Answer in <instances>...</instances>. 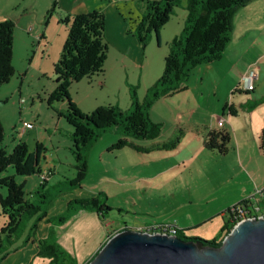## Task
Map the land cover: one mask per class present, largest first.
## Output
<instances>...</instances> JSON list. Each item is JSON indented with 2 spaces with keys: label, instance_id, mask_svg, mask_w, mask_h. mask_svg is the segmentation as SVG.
<instances>
[{
  "label": "rangeland",
  "instance_id": "obj_1",
  "mask_svg": "<svg viewBox=\"0 0 264 264\" xmlns=\"http://www.w3.org/2000/svg\"><path fill=\"white\" fill-rule=\"evenodd\" d=\"M154 1L156 0L98 2L97 10L105 18L108 45L103 71L74 81L67 88L69 97L82 113L89 114L106 105L127 109L131 105L132 86H136L139 98L143 99L147 89L162 76L170 41L183 31L187 17L186 0H182L162 27L159 40L152 34L143 50L135 36V29L148 14ZM33 2L36 4L29 0H0V22L7 20L9 15H20L18 21L25 23L27 29L15 26V74L0 90V120L4 127V139L0 147L10 152L21 141L26 142L30 149L35 143H39L45 147L41 171L43 173L51 170L53 173L48 171L49 178L44 180V186L41 185V174L19 175L9 167L1 175L13 176L18 183L26 181L25 198L40 204L48 215L39 222L36 235L25 247H21L27 240V235L32 232L31 226L41 211L25 216L18 232L13 235L15 242L10 246L13 250L16 248V252L1 264H46L44 258L38 255L36 239L42 238L47 233L48 226L52 225L46 219L55 217V225L59 223L56 221L59 216L66 220L55 227L58 228L62 243L77 254L79 262L83 263L87 258L96 255L107 236L125 223L131 226L137 223H141V226L154 222L175 223L171 215L175 211L172 207L175 203L170 197L171 185L173 177L184 167L190 166L194 169L199 166L201 173L208 170L216 178L217 174L221 177L222 171L226 176L235 172L236 164L228 154L222 157L216 155L213 159L203 150L199 139L194 137L199 125L193 123L205 120L208 113L218 107V110L225 108L228 114V110L233 111L234 104L238 102L230 90L221 86L218 94H212L204 105L198 102L200 108L192 111L196 106L195 99L199 100V94L202 93L201 89L193 86L197 77L192 74V79L186 83L187 87L190 84L192 86L187 91L162 97L149 110L153 119L164 124L160 137L148 141L133 140L132 144L118 146L122 136L115 131H109L90 148L89 171L81 186L76 188L65 183L77 174L73 127L65 118L66 101H51L50 95L57 85L55 65L61 58L70 26L63 23L60 15L51 11V8L46 12V5L50 2ZM25 6L28 7L26 12L23 11ZM245 59L247 60L246 57ZM248 72L251 75L253 71ZM257 76L258 71L255 78ZM246 80L243 77L238 86L247 89ZM261 107L259 112L254 111L257 119L255 122L250 119L249 113L239 111L241 109L238 107L239 115L233 116V122L229 124L233 137L237 132L244 138L245 145L241 144L243 152L255 156L256 166L253 170L258 177L259 169L261 172L264 167L261 158L256 156L264 139V103ZM189 115H193L191 120ZM24 122L32 123L33 127L23 126ZM181 126L183 131L178 128ZM131 141L129 139L130 143ZM244 170L248 173L246 168ZM262 179L264 183V174ZM38 189L41 193L46 192L47 196H42ZM7 192V187L0 185V194L6 196ZM101 192L106 193L107 198L100 195ZM80 196H100L113 208L105 212V218H98L105 228L101 233L93 218L91 219L90 209H84L78 203H73L68 208L69 202ZM254 207L256 205H252L251 209L254 210ZM115 208L141 213V216H132L125 212L119 214ZM227 218L228 214L224 216V220ZM7 221L8 217L2 213L0 206V230ZM219 225H223L221 217L202 227L188 230L185 235L214 239L220 231ZM3 238L4 245L8 246L9 241L5 234ZM4 251L5 248L0 250V257Z\"/></svg>",
  "mask_w": 264,
  "mask_h": 264
},
{
  "label": "trees",
  "instance_id": "obj_2",
  "mask_svg": "<svg viewBox=\"0 0 264 264\" xmlns=\"http://www.w3.org/2000/svg\"><path fill=\"white\" fill-rule=\"evenodd\" d=\"M250 0H186L185 8L187 17L184 22L183 31L179 36L174 37L169 44L170 49L165 57L164 71L162 76L147 89L143 99L139 98L136 86L131 89V106L122 109L119 106L106 105L95 109L93 112L82 113L69 97L67 88L74 81L99 74L103 71V64L106 58L108 45L105 36V18L101 11L93 10L87 13L74 14L65 12L61 15V21L70 26L68 38L63 46L61 58L55 65L57 74V85L50 95V100L66 101L67 110L65 118L73 127V152L76 157L77 174L73 179H67L70 185L80 187L89 171V150L103 134L116 129L122 136L118 146L132 144L127 139L149 140L159 137L163 124L156 122L149 113L151 107L160 98L187 89L186 83L191 78L192 72L199 64H208L221 59L224 50L233 35L235 15L238 9L245 6ZM182 0H156L150 5L147 15L137 24L135 36L142 49L155 34L160 38V31L170 19L175 8ZM56 2L54 3V6ZM55 8H51L54 11ZM15 24L11 20L0 22V88L8 83L15 74L13 65ZM4 139V127L0 120V145ZM231 134L227 128L210 129L204 139V145L210 150L220 154H226L230 149ZM136 148H138L136 146ZM139 149V148H138ZM45 147L35 143L29 148L26 142H19L10 151L0 147V185L7 187L6 196L0 194V206L2 213L8 217V221L0 230V250L5 248L0 257V264L12 253L16 252L10 246L15 242L13 235L18 232L20 224L25 216H31L41 211L31 226L32 232L27 235V240L20 245L25 247L38 232L39 222L47 217L48 212L43 210L40 204L25 198V182H16L13 176H2L1 174L9 167L13 168L16 174L32 175L42 174L41 163L44 159ZM53 171H51V174ZM41 185L44 186V180ZM47 196L46 192L41 193ZM107 198L106 193L101 192ZM42 202V200H41ZM78 203L84 209H90L98 218H105V212L113 210L100 196H80L73 198L68 208ZM252 205H256L254 210ZM234 209L227 210L228 218L225 219L223 228L214 239H204L197 236H186L185 232L176 224L168 222H154L157 225L176 226V234L184 239H197L204 244L218 246L223 242L235 224L250 216L264 215V196L252 201L243 200L236 203ZM238 208L243 211H238ZM119 214L127 211L122 208H115ZM57 218V217H56ZM55 217L46 219L48 226L47 233L36 239L38 255L43 257L46 264H88L95 255L79 262V256L66 247L58 233V224L66 222L63 216L56 220L59 223L54 225ZM152 223H147L142 229ZM125 223L118 230L111 233L103 241V244L116 232L131 228ZM158 229L162 230L163 227ZM3 234L8 239V246L4 244ZM19 234V233H18Z\"/></svg>",
  "mask_w": 264,
  "mask_h": 264
},
{
  "label": "crops",
  "instance_id": "obj_3",
  "mask_svg": "<svg viewBox=\"0 0 264 264\" xmlns=\"http://www.w3.org/2000/svg\"><path fill=\"white\" fill-rule=\"evenodd\" d=\"M44 1L50 2L48 6L46 5V12L53 7L55 8L53 12L58 13L61 17L65 12L80 14L97 10L98 2L101 0ZM29 2L36 4L33 0H29ZM55 2L56 5L54 6ZM27 10L28 7L25 6L23 11L26 12ZM18 18H21L20 15L18 17L9 15L7 20L13 21L15 26H22L26 29L25 23L19 22ZM253 69L258 71L257 78H255L257 71L255 72ZM250 70L255 73L252 80L253 87L251 89H242L238 85H240L243 77L246 78L250 75L248 72ZM192 74L194 77H197L193 86L195 89H201L202 91V93L199 92V100L195 99L194 103L196 106L192 111H197L200 105H204L206 99L212 94H218V90H220L221 86H223L224 89L226 88V90H230L233 98L238 102L234 104L235 109H233V111L231 109L228 110V114H226L225 108L218 110V107V109L208 113L205 120L193 123L197 126L199 125V128L196 129L194 133L196 134L194 137L199 139V144L200 146L202 145L203 150L207 154H210L209 156L213 159H215L214 157L216 155L222 157L228 154L235 162L236 168L234 169L235 172L229 176H226L224 171H222L221 177H219L220 174H217L218 178L214 177L208 170L201 173L199 166L194 169L193 167L186 166L182 171L176 173L171 185L172 192H170V197L175 203L172 205L175 211L171 212V215L173 216L172 221L175 222L185 234H187L188 230L194 229L195 227H202L211 221L213 222L217 217L223 219L224 225V216L227 214V210L234 204L243 200H253L254 197L256 198L253 201L261 198V196L258 195V191L264 188V186H262L264 185L262 179L264 167L261 172L259 169L260 177L254 174L253 169L256 166L254 163L255 156L243 152L242 145H245V140L241 138L237 132L233 137L229 124L233 122V116L239 115L238 107L241 109L239 111L249 113L250 119L255 122L257 119L254 116V111L261 110V106L264 103V0H250L245 6L238 9L235 15L233 35H231V40L226 50H224L221 59L208 64H199L195 67ZM191 86L190 84L189 87ZM189 87L185 90L187 91ZM237 91L239 93H237ZM198 102L200 105H198ZM130 106L128 108H130ZM189 117L191 120L193 115H189ZM181 118H183V114ZM221 119H223V124H220ZM155 121L163 124L161 121ZM223 127L227 128L231 134L230 149L226 154H220L217 151L210 150L204 145V139L210 129H219ZM178 128L183 131L182 126ZM233 129L236 131L235 125H233ZM112 131L118 133L116 129ZM163 131L164 124L160 136ZM156 138L149 140H154ZM129 139L132 140L131 142H133V140H138L131 138L127 140L129 141ZM263 140L262 148L256 156L261 158L264 165ZM181 141L182 140H180V144ZM185 168H187V170ZM245 168L249 174L245 172ZM194 173H197V175H194ZM128 214L132 216H141V213L128 212ZM90 216L91 219L93 218L92 220L95 222L97 228H99V233H101L105 228L100 223L98 216L93 212H90ZM152 216L153 215H150V217ZM140 225L141 223H137L132 227L140 229ZM223 225H219L221 226L219 228L220 230L223 228Z\"/></svg>",
  "mask_w": 264,
  "mask_h": 264
},
{
  "label": "water",
  "instance_id": "obj_4",
  "mask_svg": "<svg viewBox=\"0 0 264 264\" xmlns=\"http://www.w3.org/2000/svg\"><path fill=\"white\" fill-rule=\"evenodd\" d=\"M88 264H264V215L241 219L218 246L177 234L122 229Z\"/></svg>",
  "mask_w": 264,
  "mask_h": 264
},
{
  "label": "built area",
  "instance_id": "obj_5",
  "mask_svg": "<svg viewBox=\"0 0 264 264\" xmlns=\"http://www.w3.org/2000/svg\"><path fill=\"white\" fill-rule=\"evenodd\" d=\"M254 72H252V74L251 75H249V76H247L246 78H247V89H251V85H252V80H253V78H254ZM220 122L221 123H223V119H221L220 120ZM23 126H25V127H33V124L32 123H29V122H24L23 123ZM49 172H50V174H51V170H48ZM48 171L47 170H45L42 174H41V177H42V180H45V179H48L49 178V173H48ZM258 193L260 194V196H263L264 195V188H262V189H260L259 191H258ZM235 205V204H234ZM233 205V206H234ZM230 207L231 209H233V210H235L234 209V207ZM238 211H243L241 208L239 209L238 208ZM241 220V219H240ZM239 220V221H240ZM243 220V219H242ZM238 221V222H239ZM169 224H176V223H169ZM177 225V224H176ZM158 226L159 227H163V229L162 230H160V229H158ZM178 226V225H177ZM143 227H140V229L139 230H142V231H150V232H153V233H156V232H164V233H166V231L167 232H174V234H176V226H172V225H157V224H155V223H152V224H150V225H148V226H146V228L145 229H142Z\"/></svg>",
  "mask_w": 264,
  "mask_h": 264
},
{
  "label": "bare ground",
  "instance_id": "obj_6",
  "mask_svg": "<svg viewBox=\"0 0 264 264\" xmlns=\"http://www.w3.org/2000/svg\"><path fill=\"white\" fill-rule=\"evenodd\" d=\"M166 233H167V234H171V235L174 234V232H167V231H166Z\"/></svg>",
  "mask_w": 264,
  "mask_h": 264
},
{
  "label": "clouds",
  "instance_id": "obj_7",
  "mask_svg": "<svg viewBox=\"0 0 264 264\" xmlns=\"http://www.w3.org/2000/svg\"><path fill=\"white\" fill-rule=\"evenodd\" d=\"M139 230V229H138Z\"/></svg>",
  "mask_w": 264,
  "mask_h": 264
}]
</instances>
